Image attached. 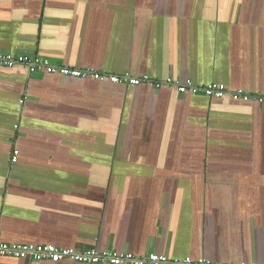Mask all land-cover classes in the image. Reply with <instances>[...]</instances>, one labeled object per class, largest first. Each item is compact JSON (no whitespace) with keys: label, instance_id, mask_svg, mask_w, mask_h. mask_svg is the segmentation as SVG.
Listing matches in <instances>:
<instances>
[{"label":"crops","instance_id":"1","mask_svg":"<svg viewBox=\"0 0 264 264\" xmlns=\"http://www.w3.org/2000/svg\"><path fill=\"white\" fill-rule=\"evenodd\" d=\"M0 53L152 81L0 65L1 243L264 264V102L155 83L264 96V0H0Z\"/></svg>","mask_w":264,"mask_h":264},{"label":"built area","instance_id":"2","mask_svg":"<svg viewBox=\"0 0 264 264\" xmlns=\"http://www.w3.org/2000/svg\"><path fill=\"white\" fill-rule=\"evenodd\" d=\"M15 64H26L30 71L47 70L48 72L60 73L62 75H72L75 77L87 76L97 80H111L112 82H126L131 84H141L142 82H150V78L132 77L129 75L118 76L114 74H107L97 72L94 70H83L69 66H58L53 64L49 59L28 55H15L12 53H0V65L13 66ZM152 82V81H151ZM158 87L161 86H175L181 93H204L207 96L224 97L229 95L234 100H257L264 102V96L252 94L243 90H233L230 87L220 84L211 83L206 86H199L188 79L186 81L175 80L167 78L161 82H155ZM23 102V100H22ZM19 151H15L12 156V161H16ZM0 254L9 255L19 258H30L33 260H50L59 262L66 259H71L79 262H110L112 264H166L171 262L169 257L165 254L149 253L142 256L136 255L132 252H99L96 249H89L85 251L75 250L73 248L62 247L55 244H6L0 242ZM174 264H212L205 259L194 260L186 258L184 260H174Z\"/></svg>","mask_w":264,"mask_h":264}]
</instances>
